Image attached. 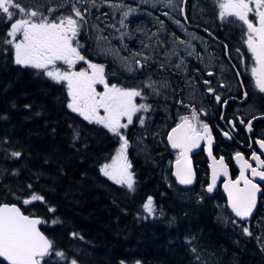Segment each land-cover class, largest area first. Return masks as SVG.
<instances>
[{"label": "trees", "instance_id": "16d2710c", "mask_svg": "<svg viewBox=\"0 0 264 264\" xmlns=\"http://www.w3.org/2000/svg\"><path fill=\"white\" fill-rule=\"evenodd\" d=\"M3 22L0 204H16L43 219L42 232L66 258L53 253L42 264H71L73 259L77 264H264L263 247L244 234L243 223L226 230L207 206L193 217L182 213L150 165L133 159L134 191L108 190L100 167L114 155L118 138L67 107L64 83L14 62V50L4 43L9 25ZM87 32V41L81 38L83 55L115 69L113 61L95 54ZM206 179L199 174L198 184L204 187ZM33 193L43 201L25 204ZM149 197L151 215L143 208ZM0 264L6 263L0 259Z\"/></svg>", "mask_w": 264, "mask_h": 264}, {"label": "snow or ice", "instance_id": "6c2138e0", "mask_svg": "<svg viewBox=\"0 0 264 264\" xmlns=\"http://www.w3.org/2000/svg\"><path fill=\"white\" fill-rule=\"evenodd\" d=\"M218 8L221 21L232 17L246 26L245 43L254 60L251 75L258 91L264 93V0H218ZM128 11L131 12L132 9ZM72 13L73 15L63 16L55 22L42 16L37 10L26 8L18 0H0V18H6V21L10 23V28L6 33L10 39H5L4 43L13 47L14 60L17 65L43 71L56 83H67L70 97L67 107L72 112L77 113L89 123L101 125L113 136L119 138L120 146L111 158V163H105L100 168V172L115 184L134 191L135 180L127 158L129 144L121 129H127L128 125L133 123V116L141 110L148 111L149 106L135 103V98L142 96L141 91L121 88L114 84L109 86L105 79L103 66L89 63L78 51L79 45L73 46V41L80 28L78 20L73 17L79 20H83L84 17L75 5H73ZM17 14L22 18L15 19ZM250 14L256 17L255 21L250 19ZM127 15L128 12H125L124 16L127 17ZM18 34L22 35V40H17ZM80 60L88 63L90 73L71 70ZM57 61L66 64L68 70L57 69L55 67ZM97 84L104 86L102 93L97 92L95 87ZM145 87H150V85H145ZM212 91L209 89V92ZM216 99L219 102L220 97L217 96ZM101 109L103 115H100ZM123 118H126L127 123L121 122ZM138 119L141 124L144 123L142 117ZM180 121L169 133L168 141L172 148L180 149V157L184 162V167L181 168V159L177 161V179L182 184H190L193 174L187 154L192 148L198 147L202 139H207L210 145L212 136L207 124H199L197 128L196 111H192L191 117L181 116ZM240 122L244 123L243 120ZM247 129L252 130L251 120L248 121ZM225 135L228 134L225 133ZM257 143L260 149L264 150V141H257ZM209 154L211 155L210 147ZM11 155L18 158L21 153L13 152ZM236 159L238 163L242 162L240 177L234 183L231 181L226 183L225 190L228 192L232 212L243 220L252 214L256 207L257 193L261 191L260 186L245 177V170L250 168L253 177H259L264 181V161L255 153L252 159L256 160V167H252L245 161L240 153L236 154ZM220 174L227 176V168L223 159L213 162L212 183L207 189L209 192L213 190L216 178ZM241 181L243 182L242 188L239 187ZM38 200L43 201V197L33 193L23 202L29 204ZM143 208L149 215L153 213L151 197L148 198ZM49 211L53 210L49 209ZM41 223L42 221L38 218L23 215L15 206H0V259L6 264H42L45 257L54 253L60 260H64L65 253L55 251L53 242L38 229L37 225ZM243 231L245 235L252 234L246 227ZM71 264H77V261L73 259Z\"/></svg>", "mask_w": 264, "mask_h": 264}, {"label": "rangeland", "instance_id": "374dc122", "mask_svg": "<svg viewBox=\"0 0 264 264\" xmlns=\"http://www.w3.org/2000/svg\"><path fill=\"white\" fill-rule=\"evenodd\" d=\"M71 1L74 4H66V2ZM18 2L26 8L37 10L42 16L55 22H58L59 18L63 16L73 15L72 8L76 4L84 19L79 20V18L73 17L78 20L80 25L78 35L73 41V46L79 45L78 51L86 61L103 66L105 79L109 86L114 84L121 88L141 91L143 94L139 96L140 99L138 100V97L135 98L137 105L145 104L144 99L149 98L152 99L154 106L160 90H168V104H165L168 109L166 112L167 116L159 117L160 121L155 120L156 116L148 120L145 116L146 113L150 112V115H153L150 107H148V111L141 110L133 116L134 121L128 125L127 129H121V132L128 140L127 158L131 164L130 171L133 173L134 180L135 175L132 167L134 166L133 159H136L140 162V166L146 167L150 165L149 167L155 174L153 176L170 191V203L182 213L193 217L198 215L202 207L207 206L213 212L214 219L222 224L226 230L237 224L235 218L228 211L222 193H216L213 197H209L199 187L180 189L171 177L172 164L176 159L173 158V152L167 145V134L175 123H179L175 121L180 119L181 116L187 115L191 117L192 111L196 109H193V106L199 109L207 108L205 95L201 91L202 86L206 82L204 76L207 72H214L216 77L220 79L219 83L224 78L227 82L230 76L229 68L217 45L211 40L197 37L193 33L184 30L185 26L179 19L180 0H18ZM60 4L62 7H60ZM49 5L52 7H49ZM49 9H52V11H49ZM129 9H132V11L129 12ZM13 11L15 12L16 10L14 9ZM125 12H128L127 17L124 16ZM20 18L22 16L19 14L15 16V19ZM1 19L4 20L3 24H8L10 28V23L6 21V18ZM229 20L231 22H228ZM200 21L202 23L208 22L205 18ZM226 21L234 26L236 25L232 17H229ZM221 22L223 21L217 20V23ZM237 23L240 24V22ZM88 28L92 34L91 38L95 54L108 58L113 61L112 63L123 69L126 74H123L122 78L116 77L117 71L115 72L109 66L111 64L96 63L83 55L81 48L83 41L81 38L85 37L87 41ZM7 39L10 38L7 37ZM22 39V35L18 34L17 40ZM7 45L9 46L10 44ZM10 47L13 49L11 45ZM140 57L146 63L156 60L158 62L157 66L160 68L162 64L166 67L169 74H163L155 70L153 76L151 75L152 77H147L148 80L144 82L143 86L139 83L135 87L128 86L129 79L126 77L129 73L135 71L136 62ZM85 60L77 61L71 70L90 73L91 69H89ZM253 66L254 62H252ZM55 67L60 71L68 70V66L61 61H57ZM151 78L157 83L150 82ZM117 81L120 82L116 83ZM226 82L225 84L228 86ZM62 83L67 86L66 82ZM145 85H150V87H147L149 96L144 95ZM95 87L97 92L102 93L104 91L102 84H97ZM178 90L184 92V102L181 99L175 100L174 96ZM176 102H178V105H176ZM196 112L199 125L202 122V117L199 116L198 111ZM100 115H103L102 109L100 110ZM140 117L144 120L143 124L138 119ZM121 122L127 123L126 118H123ZM99 126L105 129L101 125ZM105 130L107 131V129ZM145 136L146 138L150 137L151 141L147 142L148 139L146 140ZM119 146L120 143L114 155ZM195 161L196 170L201 173L203 167L200 162L202 161L201 159H196ZM106 163H111V159ZM100 175L107 181L108 185L106 188L110 191H113V187H125L115 184L103 176L101 172ZM245 227L252 233L250 235L253 239L252 241L256 244L258 243L264 250V223L257 221L256 223L243 226V229Z\"/></svg>", "mask_w": 264, "mask_h": 264}, {"label": "flooded vegetation", "instance_id": "af4514ba", "mask_svg": "<svg viewBox=\"0 0 264 264\" xmlns=\"http://www.w3.org/2000/svg\"><path fill=\"white\" fill-rule=\"evenodd\" d=\"M70 3L72 1L66 2V4ZM75 6L77 5L75 4ZM60 7H62L61 4ZM179 14V19L185 26L184 30L193 33L197 37H202L215 43L217 48L220 49L221 55L229 68L230 76L227 82L224 78L219 83L220 79L216 77L214 72H212L213 74L210 77H207V74H205L204 77L207 83L205 82L201 91L205 95L207 108L199 109L195 107V110L199 112V115L205 116V122L203 124H207L211 131V136L213 137V156L215 159H224L231 178L235 179L239 174L234 163V156L237 153H240L244 160L252 167H256L257 164L256 160L252 159L254 153L264 161V150H261L257 143V141H264V93L258 91L251 75L252 62L254 61L245 43L247 39L245 35L246 26L235 18V26L226 20L217 23V20L220 19L218 0H180ZM202 18H205L208 22L202 23L200 21ZM250 19L255 21L256 17L250 14ZM237 22H240V24ZM136 63L137 67L135 71L129 73L126 77L129 79L128 86L130 87H135L137 83L143 86L144 82L148 80L147 77H152L155 70L163 74L168 73V70L162 64L160 68L157 66L158 62L156 60L146 63L140 57ZM118 70L116 77L122 78L126 72L120 67H118ZM149 81L155 84L157 83L152 78ZM118 82L120 81L116 83ZM225 82L228 83V86H226ZM209 89L213 91L209 92ZM245 93H247V96H245ZM144 95L149 96L147 87H144ZM217 96L220 97L219 102L216 99ZM174 97L176 101L181 99L184 102L183 91L178 90ZM139 99L140 97H138ZM144 102L145 105L147 104L146 106L150 107L153 114L151 116L150 112H147L145 115L146 119L149 120L151 117L156 116L155 120L160 121L158 119L159 117L167 116L166 112L168 109L165 106V104H168L167 89L160 90L158 98L155 99L156 103H154V106L152 99H144ZM176 105H178V102H176ZM253 117L256 118L254 119ZM241 120L244 123H241ZM249 120L252 121L251 131L247 129ZM175 122H180V119H177ZM197 128H199L198 123ZM225 133L228 135H225ZM150 139V137L146 138L147 142ZM172 154L173 158L176 159L178 157L177 152H173ZM193 159H202L200 163L203 169L201 173L196 170V174L197 187L204 191L209 183L208 161L204 155V145L201 146ZM199 174L207 175L204 187L198 184ZM250 175L251 169L249 168L246 177L250 178ZM221 183L222 181L218 185L215 193H221ZM258 184L262 189L258 212L256 217L247 223L248 225L256 223L257 221L264 223V182L261 183L258 181Z\"/></svg>", "mask_w": 264, "mask_h": 264}, {"label": "water", "instance_id": "95a60500", "mask_svg": "<svg viewBox=\"0 0 264 264\" xmlns=\"http://www.w3.org/2000/svg\"><path fill=\"white\" fill-rule=\"evenodd\" d=\"M208 76H210V75H208ZM174 128H175V127H174ZM171 131H172V129H171ZM171 131H170L169 133H171ZM168 135H169V134H168ZM167 145H168V147H169V149H170L171 151H175V152H178V153H179V158H178V159H181L180 167L183 168V167H184V162H183L182 158L180 157V149H174V148H172L171 144H170L169 141H168V136H167ZM203 145H205V147H204L205 157H206V159H207L208 162H209V163H208V170H209V183H208V186L212 183L213 162H214V161H217V162H218V161H220V160L222 159V158H221V159H219V160H216L215 157H214L213 154H212L213 138L211 139V143H210V145H209V141H208L207 139H202V140H200V142H199V146H198V147H195V148H192V150H191L190 152H188V154H187V156H188V160H190L191 171H192V174H193L192 183H190V184H182V183L179 182V180L177 179V176H176V172H177V161H178V159H177L176 161H174V163H173V165H172V178H173V180L175 181L177 187H179V188H190V187L195 186V184H196V173H195V167H194V163H193L192 156L195 155V154L200 150L201 146H203ZM209 147H210L211 155L209 154ZM223 162H224V160H223ZM234 163H235L236 169L239 171V174H238L237 178H236L235 180H232V179H231V176H230V173H229L228 167L226 166V164H225V162H224V165H225L226 168H227V176H225V175H223V174L218 175L217 178H216V183H215V186L213 187V190H212L211 192H209V191L207 190V189H208V186H207V187L205 188V192H206V194H208L209 196H212V195L214 194L215 190L217 189L218 185L220 184V182L223 181V183L221 184V191H222V193H223V195H224V198H225V200H226L227 207H228L229 211L232 213V215H233L237 220L242 221V222H246V221H248V220H251V219L254 217V215H255V213H256V210H257V206H258V199H259V197H260V195H261V193H262V190H261L259 193H257L256 207L253 209L252 214H251L249 217H247V218H245V219H243V220H241L239 217H237V216L235 215V213L232 212V209H231V207L229 206L228 192L225 190V185H226V183H228L229 181H231V182L234 183V182L237 181V179L240 177L241 163H242V162H241V163H238V162H237V159H236V156H235V157H234ZM248 171H249V169H246V170H245V177H246ZM246 178H247V177H246ZM248 179H251V180H252L254 183H256L258 186H260V185L258 184V181L261 182V183L264 182V181L260 180L259 177H253V176H252V172H251L250 178H248ZM239 187H241V188L243 187V182H242V181H241V183L239 184ZM260 188H261V187H260ZM3 205L15 206V207L19 208V210L21 211V213H22L23 215L28 216V217H30V218H38V217H32V216H29V215L24 214L23 211H22V209H21L18 205H16V204H2V205H0V206H3ZM38 219H40V220L42 221L41 218H38ZM42 223H43V221H42ZM42 223L39 224V225H37V227H38V229L40 230V232H41L43 235H45V234L42 232V230H41ZM45 237H46V235H45ZM46 238H47V237H46ZM45 258H46V257H45ZM1 260H2V259H1ZM5 263H6V262H5Z\"/></svg>", "mask_w": 264, "mask_h": 264}, {"label": "bare ground", "instance_id": "6f19581e", "mask_svg": "<svg viewBox=\"0 0 264 264\" xmlns=\"http://www.w3.org/2000/svg\"><path fill=\"white\" fill-rule=\"evenodd\" d=\"M163 9V8H162ZM164 10V9H163ZM198 41V40H197ZM218 42V41H217ZM192 45V44H191ZM205 45V44H204ZM210 45V44H209ZM247 63V62H246ZM225 70V69H224ZM247 73V72H246ZM249 73V72H248Z\"/></svg>", "mask_w": 264, "mask_h": 264}]
</instances>
